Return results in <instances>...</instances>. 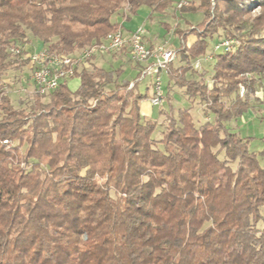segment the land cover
I'll use <instances>...</instances> for the list:
<instances>
[{
    "label": "trees",
    "instance_id": "1",
    "mask_svg": "<svg viewBox=\"0 0 264 264\" xmlns=\"http://www.w3.org/2000/svg\"><path fill=\"white\" fill-rule=\"evenodd\" d=\"M198 1L177 8L202 21L190 47L180 33L179 66L166 72L167 102L175 86L188 104L161 111L155 141L159 124L140 112L152 95L95 58L74 92L61 83L15 109L1 88L26 67L29 38L76 54L116 31L117 17L142 6L162 15L171 0H0V264H264V169L232 127L264 102V0ZM214 37L234 45L210 53L208 86L204 61L193 63Z\"/></svg>",
    "mask_w": 264,
    "mask_h": 264
},
{
    "label": "rangeland",
    "instance_id": "2",
    "mask_svg": "<svg viewBox=\"0 0 264 264\" xmlns=\"http://www.w3.org/2000/svg\"><path fill=\"white\" fill-rule=\"evenodd\" d=\"M181 0H172V6L174 8L168 7L165 12V16H160L159 14H153L151 19H149V15L143 9L139 8L135 15L130 17V20H124L119 18V24L125 29L128 28H138L144 26V28L148 31V35H155L157 38V42L160 44H165L166 48L173 49L177 51L180 47V33H188L194 29L198 23L202 21V15L200 13L196 14H180L178 9L176 8L177 4ZM188 4L192 5L193 9H197L199 7L198 0H190ZM187 4V5H188ZM186 6V5H185ZM164 12V13H165ZM259 10H254L252 12V16L257 15ZM176 16V17H175ZM182 17L181 19L179 18ZM176 18V19H175ZM178 18V19H177ZM180 19V20H179ZM187 21L185 24L184 21ZM161 22L167 23L166 25H161ZM178 22V23H177ZM177 23V24H176ZM193 25V27H192ZM166 30L171 32L174 31L173 34H169L167 36ZM194 35L188 33L187 36ZM195 36V35H194ZM148 37V36H146ZM196 38V37H195ZM28 43H30V47L38 52L40 49V45L29 38ZM217 38L214 37L213 40L208 42V46L205 54L208 56L213 50V46L216 44ZM160 46V45H159ZM164 46V47H165ZM156 47V46H155ZM22 53L25 54V52ZM31 54V53H30ZM26 55H28L26 53ZM205 56V57H207ZM203 57V59L205 58ZM103 68L105 70H113L119 71L120 76L118 78L119 81L124 82H133L135 78L138 76V69L136 70V65L130 62L129 56H125L122 61L114 60L111 56L104 55L103 56ZM173 67L177 68L179 66L177 61H173ZM203 67L201 69V73L205 69L204 79L206 80L208 86H211V74L212 67L214 65V59L202 64ZM186 77L190 78L192 76L189 73ZM195 80H198L196 76L192 77ZM71 80H67L66 84L69 85ZM161 82H162V90L164 91V101L160 107H152L151 116L146 117L153 121H156L159 125L155 129L153 133V138L157 141L161 137L162 130H164L166 126L165 115L161 114V111L168 113L170 107L173 109V113L176 114L179 108L186 107L188 104L187 98L184 96L182 91L177 89L175 86L173 91L169 93L170 104L166 99V88H167V74L165 72L161 73ZM151 79L150 77H146L142 81H140L137 85V90L141 95L147 94L148 96L152 95V91L150 88ZM2 84L4 87L1 89L4 90L5 94H7L11 100L12 106L17 109L19 107H23L26 103L32 100L33 97V86L30 79V73L27 70V67L20 69L19 71H8L3 78ZM257 96L263 98L264 91L257 92ZM146 101V100H145ZM22 103V104H21ZM252 110H248L243 113L242 117L237 119L235 122L232 121L233 131L241 138H250V143L248 144V150L257 153V160L260 166L264 169V102L258 104L257 102L252 104ZM26 106V105H25ZM191 117L195 124H202L205 120H207V115L203 114L202 111L197 107L196 104L192 105V109L190 111ZM222 154L220 155V157ZM258 228L260 230L264 229V222L258 224Z\"/></svg>",
    "mask_w": 264,
    "mask_h": 264
},
{
    "label": "built area",
    "instance_id": "3",
    "mask_svg": "<svg viewBox=\"0 0 264 264\" xmlns=\"http://www.w3.org/2000/svg\"><path fill=\"white\" fill-rule=\"evenodd\" d=\"M187 5L186 0H181L177 8ZM145 31L142 27L136 28L129 35H125L121 27L108 34L99 43L93 44L80 52L72 55L50 54L46 49L26 55L22 53L24 60H27V70L33 86V92L39 96H48L61 83L67 80H75L74 74L80 70L85 62L92 58L102 57L120 53L127 48V56L130 62L141 67L136 82L146 77L151 79L152 96L149 99L151 107H159L164 101L162 90L161 73L167 72L168 64L175 59L176 52L164 46L149 47L144 41ZM233 42L223 40L216 42L213 46V53L228 52L233 48ZM18 53L17 50H12ZM211 59V54L200 58L193 63L194 69L199 70L201 62ZM78 80V79H76ZM133 83L129 85L131 88ZM68 86V85H67ZM244 89L239 88V95L242 97Z\"/></svg>",
    "mask_w": 264,
    "mask_h": 264
},
{
    "label": "crops",
    "instance_id": "4",
    "mask_svg": "<svg viewBox=\"0 0 264 264\" xmlns=\"http://www.w3.org/2000/svg\"><path fill=\"white\" fill-rule=\"evenodd\" d=\"M187 1V3H189V1L190 0H186ZM171 2H172V0H171ZM173 4H171V8H174L173 6H172ZM141 9H143L145 12H147L148 13V15H149V19H151V14H150V10L148 9V8H146V7H144V6H142V7H140ZM176 8H177V6H176ZM166 15V12L164 13V14H162V15H160V16H165ZM131 17V16H130ZM130 17H127V19H125V18H122V19H124V20H130ZM176 17V16H175ZM119 18H121V17H117L116 18V22L119 24V22H118V20H119ZM179 18L181 19L182 17H180L179 16ZM176 19V18H175ZM178 19V18H177ZM179 19V20H180ZM183 20V19H182ZM184 21V20H183ZM178 23V22H177ZM176 23V24H177ZM184 23L186 24L187 23V21H184ZM167 23H165V22H161V25L163 26V25H166ZM119 27H121V29H122V31L124 32V34L125 35H129L132 31H134L136 28H128V29H124L120 24H119ZM143 29H144V31H145V35H144V41H145V43L147 44V46H149V47H155V46H165V44L163 43V44H160V43H158L157 42V38H156V36L155 35H148V31L144 28V26H141ZM164 27V26H163ZM192 27H193V25H192ZM174 33V31L172 30L171 32H169L168 33V31L166 30V34H167V36L169 35V34H173ZM146 36H148V37H146ZM179 40H180V44H181V39L179 38ZM195 41H196V38H195V36L194 35H189V36H187L186 37V39H185V44H186V46L187 47H190L192 44H194L195 43ZM166 47V46H165ZM23 52H25V53H27V54H30V53H33V52H35V50L33 49V48H31L30 47V43L29 44H26L25 46H24V48H23ZM127 53V48H125L124 50H122L120 53H116V54H111V55H108V56H111L115 61L116 60H119V61H122L124 58H125V56L127 55L126 54ZM104 59L105 58H103V56L102 57H97V58H95L93 61H92V64L94 65V66H96V67H99V68H103L102 66H103V62H104ZM136 68V70H137V67H135ZM78 86H79V80H72L71 82H70V84L68 85V87H69V89L72 91V92H74L77 88H78ZM151 110H152V107H151V105L149 104V102H148V100H146V101H142L141 102V104H140V112H141V115L142 116H144V117H150L151 116Z\"/></svg>",
    "mask_w": 264,
    "mask_h": 264
}]
</instances>
